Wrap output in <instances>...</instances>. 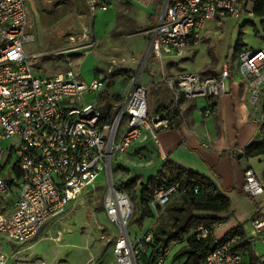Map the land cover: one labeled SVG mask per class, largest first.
<instances>
[{"label":"built area","instance_id":"built-area-1","mask_svg":"<svg viewBox=\"0 0 264 264\" xmlns=\"http://www.w3.org/2000/svg\"><path fill=\"white\" fill-rule=\"evenodd\" d=\"M85 1L92 16L106 13L112 6V0ZM127 1L152 9L157 16L146 35L152 58L159 61L193 50L211 23L226 18L240 20L244 14L254 15L259 5L264 8V0ZM32 27L26 0H0V202L5 206L10 203V209L0 211V234L20 244L32 242L46 226L71 215L77 200L95 189L104 173L103 206L116 231V264H140V249L153 245V234L148 231L143 236H131L134 205L129 194L115 183L113 164L147 135L159 146V133L177 127L182 99L202 100L199 114L203 119L210 118V100L228 91L232 71L225 64L216 74L184 72L177 80L163 78L148 86L134 84L124 107L113 118L101 111L97 96L106 88L117 61L112 59L106 72L90 82L73 69L39 76L31 65L32 55L25 51L26 45L35 41ZM83 40L85 48L97 46L89 33ZM237 58L240 78L250 88L251 104L256 105L264 89V46L258 50L244 47ZM160 83L173 95L166 105L161 102ZM153 90L160 92L157 105L164 107L160 111H156L158 106L151 111L149 94ZM10 140L14 143L6 145ZM14 161V181L9 182L4 170ZM193 182L175 179L155 188L148 196V210L158 217L176 194L187 193ZM192 189L195 194L201 190L199 186ZM239 193L256 198L264 194V185L250 170ZM251 228L250 244L260 242L264 247V219L253 220ZM191 235L202 241L209 239L211 232L200 226ZM237 240L221 243L212 239L213 249L200 264H251L246 254L234 250ZM165 252L168 256L170 250ZM254 255L256 264H264V256ZM155 264H167L166 259L159 258Z\"/></svg>","mask_w":264,"mask_h":264},{"label":"rangeland","instance_id":"rangeland-1","mask_svg":"<svg viewBox=\"0 0 264 264\" xmlns=\"http://www.w3.org/2000/svg\"><path fill=\"white\" fill-rule=\"evenodd\" d=\"M42 3L37 7V15L33 13L34 16H30L34 22L31 32L35 41L25 47L26 53L32 54L30 62L34 72L39 76H52L73 69L81 79L90 82L99 75L102 76L111 60L115 59V70L108 76L106 88L98 97L101 111L105 115L117 117L134 84L148 86L163 78L174 79L168 73L170 66L165 69L163 62L154 60L149 51V40L145 35L153 10L136 8L125 0H120L117 1L119 10L114 8L103 16H92L85 0H53L51 3L41 1L40 4ZM246 23L248 24L245 25ZM85 33L93 37L96 47L85 48ZM240 34L245 47L261 49L264 46V17L244 14L240 20L226 18L211 23L201 44L195 47V53L186 62V69L195 72L207 67L202 72L211 75L219 72L226 64L232 75L239 78L238 58L234 56V48ZM212 59H215V65H211ZM160 84L162 86L158 89L162 92L166 88L163 83ZM160 97L159 91L150 92L151 111L157 108ZM198 104L202 106V101L198 100ZM252 106L258 110L259 119L264 120V99ZM125 125L122 126L120 135L124 132ZM12 142L13 140L7 141L6 145ZM14 164L15 161L8 163L4 170V177L9 182L14 181ZM163 165L162 156L149 136L115 160L114 181L129 194L134 211L147 210L142 192L149 179L157 176ZM171 178L166 183L175 180L172 175ZM105 187L106 178L102 173L95 189H90L77 200L70 218L43 232L39 240L33 242L44 240L36 247H32L33 244L26 249L23 246L17 247L21 245L12 243L5 235L0 234V264H116L113 253L116 231L104 213ZM8 200L11 202V197ZM180 200L181 195L176 194L172 203ZM256 201L264 203L263 200ZM3 206L5 204H1L0 209ZM167 207L158 217L152 215L142 228L130 225L131 236L132 232L137 236H143L148 231L154 232L161 224L168 222ZM142 252L143 249H140L139 262L143 258ZM168 256L165 251H161V258L166 259ZM260 256H264V252Z\"/></svg>","mask_w":264,"mask_h":264},{"label":"crops","instance_id":"crops-1","mask_svg":"<svg viewBox=\"0 0 264 264\" xmlns=\"http://www.w3.org/2000/svg\"><path fill=\"white\" fill-rule=\"evenodd\" d=\"M26 1L29 14L32 16L33 13L37 15V7L43 5V3L40 4L41 1L44 3H51L53 0ZM117 1L120 0H112V6L106 13L113 11L114 8L118 9ZM125 1L133 7H141L144 9L138 4L128 2L127 0ZM106 13L101 15L103 16ZM150 17L151 20L148 30L157 20V16L154 14H150ZM152 17H154V19H152ZM31 21L34 25L32 19ZM145 36L147 37V35ZM200 44L201 42L199 45ZM194 49L182 56H168L163 59L162 62L163 65H165V69L170 66L168 73H170V76L174 77V80H177V76L184 72L205 73L202 71L207 67L204 69L199 68L198 71L195 72L186 69L187 67L185 64L190 60V56L195 53ZM209 63L210 61L207 64ZM262 94H264V89L262 90ZM98 97L99 96H97V100L99 99ZM261 99L263 100L264 97H261ZM212 100H215L216 103L213 114L210 118L203 119L199 114V110H201L202 106L198 104V100L189 101L182 99L179 106L180 112L176 119L177 127L161 131L159 133L160 144L156 146L162 156L164 164L171 162L209 178L217 185L221 193L230 199L231 206L225 212H195V215L200 217L220 218V221L214 226L212 231V239L220 242L231 230L241 226L244 239H238L237 241L241 244L250 243L249 240L253 237L251 222L258 218L264 219V203L261 204L256 201L259 199L264 202V194L256 198H250L240 195L239 190L245 182L246 172L250 170L255 173L264 185V155L255 157L245 156L247 147L257 140H264V129H262L263 120L259 119L260 114L258 110L251 105V91L249 86L243 82L240 77L237 78L231 75L228 91L224 95ZM147 136L141 138L139 141L146 140ZM149 139L155 144L150 136ZM5 207L10 209V203L7 206H3L0 211ZM147 211L151 214L148 208ZM71 215L57 222H52L44 228L42 233L35 240L27 244L18 243L21 246L17 247L23 246L26 249L32 244V247L38 246L44 241L43 239L36 243L33 242L39 240L43 232L70 218ZM149 219L150 218L145 219L144 225L149 222ZM132 234L133 238L137 236L133 232ZM11 242L13 243V241ZM186 246H188V244L185 241L172 243L169 249L170 254L168 258H166V263L187 264V257L176 261L174 260V256L180 251H178V249H182ZM251 249L260 255L261 252H264V247L260 242H255L254 245L251 243ZM4 254L7 255L6 252ZM155 262L153 264H155ZM140 264L143 263L141 262Z\"/></svg>","mask_w":264,"mask_h":264},{"label":"trees","instance_id":"trees-1","mask_svg":"<svg viewBox=\"0 0 264 264\" xmlns=\"http://www.w3.org/2000/svg\"><path fill=\"white\" fill-rule=\"evenodd\" d=\"M256 16L264 15V8L259 5L255 10ZM246 23L245 25H247ZM242 34H240L237 44L234 48V56L238 57L245 45L242 42ZM210 53V57H211ZM228 62V61H227ZM215 59H212L211 65H215ZM230 66V64H229ZM173 99L172 93L165 89L162 94V104L166 105L169 101ZM161 104L158 103V108L156 111H160ZM210 105L214 111L216 107L215 100L210 101ZM164 108V107H163ZM262 129H264V121ZM259 155H264V140H257L253 142L245 150L246 157H255ZM171 175L183 182L192 183V187L187 191V193L181 195V200L178 202H171L167 207L168 222L161 224L153 234V245L145 246L143 248V264H153L158 260L161 255V251L164 253L172 243L184 242L188 238V246L182 248L175 256L174 260H179L182 258H188L187 264H200L205 260L207 255L213 249L212 247V231L214 226L220 221L219 217H200L195 215L196 211H209L212 213H220L227 211L231 206L230 199L221 193L217 185L209 178L194 172L192 170L185 169L174 163H165L157 174V176L149 179L147 186L142 192L143 203L145 209H147L148 196L152 191L162 185L169 184ZM194 186H199L201 188L198 194L193 191ZM0 202V206H1ZM152 217L147 210L134 211V215L131 219L130 225H137L142 228L144 221L147 218ZM200 226H205L211 232L209 239L202 241H196L195 237L191 234L195 232ZM232 238H238L239 240L244 239V233L241 226H238L231 230L220 242L224 243ZM235 251L242 252L246 254L249 258L251 264H256L258 259L255 257L254 252L251 249L250 243L241 244L238 242L234 249ZM139 261V258H138ZM141 261L139 263H141Z\"/></svg>","mask_w":264,"mask_h":264}]
</instances>
